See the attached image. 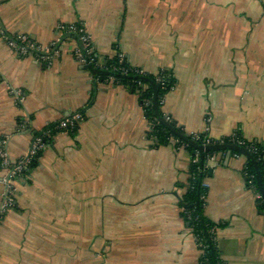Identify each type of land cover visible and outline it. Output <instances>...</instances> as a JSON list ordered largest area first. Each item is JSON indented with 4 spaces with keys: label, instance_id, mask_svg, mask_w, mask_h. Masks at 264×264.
I'll use <instances>...</instances> for the list:
<instances>
[{
    "label": "crops",
    "instance_id": "crops-1",
    "mask_svg": "<svg viewBox=\"0 0 264 264\" xmlns=\"http://www.w3.org/2000/svg\"><path fill=\"white\" fill-rule=\"evenodd\" d=\"M72 23L101 62L120 52L145 73L171 70L161 109L186 133L240 132L263 143L264 160V0H0V31L39 45ZM58 46L41 64L0 36V143L11 161L46 125L83 114L16 185L14 206L0 214V264H200L180 207L190 153L154 143L139 94L95 80L73 57L77 38L63 34ZM225 154L203 180V214L218 226L224 264H264V212L245 158ZM4 174L0 166V205Z\"/></svg>",
    "mask_w": 264,
    "mask_h": 264
},
{
    "label": "trees",
    "instance_id": "trees-1",
    "mask_svg": "<svg viewBox=\"0 0 264 264\" xmlns=\"http://www.w3.org/2000/svg\"><path fill=\"white\" fill-rule=\"evenodd\" d=\"M8 34V33H7ZM72 37L77 38L76 35L72 34ZM31 38V37H30ZM32 39V38H31ZM102 61L103 74H93L94 78H98L103 81L108 77H112L117 84H121L129 88L132 92H136L140 96L142 102L143 99H149V104L143 106L144 114L150 125L152 126V131L149 133L153 137L154 143L156 145H170L174 147L176 145H184V148L190 153L191 159L197 157V162H190L188 168V180L186 183V192L180 201V207L182 208V215L184 216L188 226L192 229L193 234L195 235L198 242H201L204 247V254L200 258V262L207 264H224L218 254L216 248L215 240V231L217 229V224L211 222L203 214V209L205 206V197L207 188L202 185L204 178L208 176L209 170L211 167L206 166L207 157L213 153H224L225 150L218 152L208 151L201 154L196 146L190 145L188 142L183 141L179 136H176L169 128L165 127L159 118L155 115V110L153 107V88L152 84L156 86V102H157V111L159 114L164 117L165 114L161 109V99L170 91L171 86L175 84V78L169 69H160L155 74L143 73L138 74L136 68L131 67L126 59L122 62H118L114 56L111 59L105 61V64ZM113 67H117V71L113 70ZM86 69L90 71L93 68L87 66ZM122 69H125L126 72H123ZM158 76L162 77V82L156 80ZM71 115V114H70ZM68 115V116H70ZM83 115V114H82ZM59 121L56 123H51L46 125L42 130L35 133L36 135L42 136L43 141L49 145L51 142L52 135L60 131L56 126ZM168 122L172 128L183 134L187 139L193 140L197 145H202L204 139L206 138L205 134H202L200 138L194 139L191 134L186 133L176 122L171 118ZM76 127L71 130L74 132ZM213 143H219V140H213ZM222 143L225 144H234L243 149H245L249 154L251 159L255 162L256 167L258 168L261 180L264 186V160H263V143L258 140H246L244 139L240 132H235L234 136H228L220 139ZM241 141V144L237 142ZM39 154L34 156L31 161L28 163L27 167L23 171V177L25 174H28L31 169L35 166ZM230 155H239L242 156L237 151H231ZM243 175L246 182V186L250 188L248 181L253 185L254 191L259 193L260 198H257V207L260 211L264 206V198L261 196L259 191V186L256 177L255 166L250 159L245 158V165L243 168ZM190 216V218H188ZM200 263V264H201Z\"/></svg>",
    "mask_w": 264,
    "mask_h": 264
},
{
    "label": "built area",
    "instance_id": "built-area-1",
    "mask_svg": "<svg viewBox=\"0 0 264 264\" xmlns=\"http://www.w3.org/2000/svg\"><path fill=\"white\" fill-rule=\"evenodd\" d=\"M56 33L59 37H57L54 41L50 42L47 45H39L35 43L28 35L26 34H7L4 31H0V36L5 41L7 46L11 48L14 52L22 57L32 56L41 64H49L53 58H57L60 54L58 43L60 42V36L63 34L68 35H76L77 41L79 46L74 50L73 57L77 63H79L83 67H91L93 69H103V65L101 64V60L98 58L95 48L92 44L91 38L89 34L86 32L85 27L81 23H72V24H57L56 26ZM118 62H122L125 60V57L122 53L117 52L115 55ZM120 70L117 67H113V70L117 71ZM123 72H126L125 69H122ZM136 72L138 74H143V70L140 68H136ZM97 80V78H95ZM157 81L162 82V77L158 76L156 78ZM174 87L171 86L170 90ZM15 94L18 96L19 90H14ZM164 97L161 99V104L163 103ZM149 99H143L141 104L142 106H146L149 104ZM83 119V115L81 113H74L70 116H66L59 120L57 124V128L60 131H71L77 126V124ZM170 120L168 116L165 115V121ZM152 131V126L149 125L148 133ZM235 133V132H234ZM234 133L230 136H234ZM194 139L200 138L204 132H194L190 133ZM151 138H153L150 135ZM6 143L5 140H1L0 143V166L5 170V174L2 177V181L4 184V192L2 203L0 205V214L4 213L12 209L14 206V197L16 192V185L18 184L19 180L23 178V171L27 167L28 163L31 159L42 152L47 148V144L43 141L42 136L36 135L33 137L31 145L29 147L28 152L18 158L15 161H11L7 155V152L4 148V144ZM221 144L222 141L219 140ZM241 144V141L237 142ZM214 144L213 141L206 137L202 143V145ZM175 148H184V145H176ZM224 154V153H222ZM237 157L239 155H233ZM216 161V153L209 155L207 157V164L206 166L211 167L213 163ZM190 162H197V157L192 158ZM212 164V165H211ZM250 185V190H252L257 198H260L259 193L254 191L253 185L248 181ZM202 185L206 187L205 182H202ZM264 212V206L262 207ZM190 218V216H188ZM197 241V239H196ZM197 245L201 250V256L204 254V247L202 246L201 242L197 241ZM202 264V263H201ZM203 264H207L203 262Z\"/></svg>",
    "mask_w": 264,
    "mask_h": 264
},
{
    "label": "water",
    "instance_id": "water-1",
    "mask_svg": "<svg viewBox=\"0 0 264 264\" xmlns=\"http://www.w3.org/2000/svg\"><path fill=\"white\" fill-rule=\"evenodd\" d=\"M68 35V34H66ZM105 64V62H104ZM92 72L94 74H103L105 73L104 70L101 69H93ZM152 88H153V107L155 110V115L157 118H159V120L161 121V123L169 128L176 136H179L183 141L188 142L190 145L192 146H196L199 150V152L201 154H203L204 152H208V151H213V152H218L221 150H225L226 151V156L229 157L231 154V151H237L239 152L244 158H248L251 160V162L253 163V165L255 166V170H256V177H257V182H258V186H259V191L261 196L264 198V186L261 180V176L259 174L258 168L256 167L255 162L251 159L250 154L243 148L234 145V144H225V143H214V144H208V145H197L193 140H189L187 139L183 134H181L180 132H178L177 130H175L174 128H172V126L166 122L160 114L157 111V102H156V86L154 84H152ZM212 169L209 170V173H211Z\"/></svg>",
    "mask_w": 264,
    "mask_h": 264
}]
</instances>
